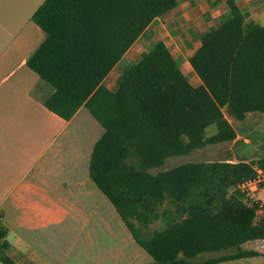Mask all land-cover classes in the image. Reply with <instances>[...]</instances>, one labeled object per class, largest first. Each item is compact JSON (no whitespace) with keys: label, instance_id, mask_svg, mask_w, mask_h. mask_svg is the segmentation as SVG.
Masks as SVG:
<instances>
[{"label":"trees","instance_id":"1","mask_svg":"<svg viewBox=\"0 0 264 264\" xmlns=\"http://www.w3.org/2000/svg\"><path fill=\"white\" fill-rule=\"evenodd\" d=\"M179 3L45 0L32 17L45 39L27 65L54 90L44 101L49 110L69 120L85 106L105 129L94 146L90 176L156 264L261 256L243 246L264 240V214L258 218L235 190L254 173L256 161L153 170L170 157L234 141L230 119L264 113V25L248 21L228 0L227 12L199 35L200 47L189 59L201 84L191 83L162 40L123 67L116 89L104 84L151 25ZM210 126L216 132L207 135ZM159 221L162 228L153 229ZM6 236L0 220V260L12 264L4 253Z\"/></svg>","mask_w":264,"mask_h":264},{"label":"crops","instance_id":"2","mask_svg":"<svg viewBox=\"0 0 264 264\" xmlns=\"http://www.w3.org/2000/svg\"><path fill=\"white\" fill-rule=\"evenodd\" d=\"M44 1L0 0V220L9 243L4 253L12 264H156L90 176L94 146L105 129L85 106L69 120L49 110L44 101L54 90L27 65L45 39L32 20ZM235 1L242 9L245 2ZM201 3L202 34L217 26L228 0ZM124 64L110 72L106 87L116 89ZM209 128L207 135L216 132Z\"/></svg>","mask_w":264,"mask_h":264},{"label":"rangeland","instance_id":"3","mask_svg":"<svg viewBox=\"0 0 264 264\" xmlns=\"http://www.w3.org/2000/svg\"><path fill=\"white\" fill-rule=\"evenodd\" d=\"M202 1L204 0H180L179 7L176 10L157 19L151 25L148 31L125 55L121 63L128 65L136 62L144 51L151 50L157 41L162 40L170 47L174 56L180 62L182 70L188 75L189 80L197 85L200 80H198V76L189 63V57L200 46L199 35L201 29H203V27L201 28V6H206L201 3ZM243 1L245 4L242 9L248 14V21H257L264 24V0H252V3L247 2L251 0ZM209 6L210 8L214 7L211 3ZM227 10V6L224 7L221 16ZM233 124L237 131V138L234 141L208 145L188 155L170 157L161 167L153 171H165L189 162L224 160L234 163L239 160L256 161V166H262L261 163L264 158V113L251 114L242 121L233 120ZM211 132L212 128H209L208 133ZM261 197L264 199V194ZM162 226L163 223L159 221L155 223L153 229H159ZM1 243H3V240H1ZM243 248L259 251L262 255L243 259L239 261L240 264H264V240L248 242ZM141 251L144 252L142 248ZM234 251L210 255H223Z\"/></svg>","mask_w":264,"mask_h":264},{"label":"built area","instance_id":"4","mask_svg":"<svg viewBox=\"0 0 264 264\" xmlns=\"http://www.w3.org/2000/svg\"><path fill=\"white\" fill-rule=\"evenodd\" d=\"M235 190L243 194L245 202L256 210L257 217L264 214V166H254V173L243 178L236 186Z\"/></svg>","mask_w":264,"mask_h":264}]
</instances>
